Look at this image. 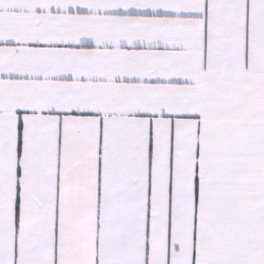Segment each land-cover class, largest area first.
<instances>
[{
  "label": "snow or ice",
  "instance_id": "snow-or-ice-1",
  "mask_svg": "<svg viewBox=\"0 0 264 264\" xmlns=\"http://www.w3.org/2000/svg\"><path fill=\"white\" fill-rule=\"evenodd\" d=\"M0 264H264V0H0Z\"/></svg>",
  "mask_w": 264,
  "mask_h": 264
}]
</instances>
